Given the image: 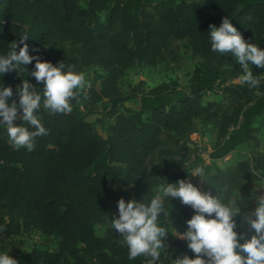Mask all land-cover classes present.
<instances>
[{"label":"trees","instance_id":"obj_1","mask_svg":"<svg viewBox=\"0 0 264 264\" xmlns=\"http://www.w3.org/2000/svg\"><path fill=\"white\" fill-rule=\"evenodd\" d=\"M226 15L246 40L264 47V0H0V53L26 31L30 52L38 49L41 59L64 61L78 72L103 70L71 100L70 113L41 109L49 131L36 138L33 151L14 149L0 130V240L15 245L14 238L39 234L59 241L54 252L11 251L19 264H147L145 256L128 258L113 228L103 236L96 228L107 225L121 197H150L164 178L192 179L187 171L196 166L205 168V180L196 184L213 194L229 186L250 198L257 183L264 187L263 152L226 168L217 164L242 145L260 148L254 123L264 118V69L250 65L261 80L250 89L233 57L211 51L209 25L219 26ZM176 41H188L200 60L186 88L177 81L122 85L138 66L158 65ZM34 64L0 82L14 91L23 79L36 84L28 75ZM209 92L221 101L204 102ZM138 100V109L125 107ZM99 114L113 120L106 137L101 120L87 121ZM207 128L216 134L210 165L191 138ZM165 207L169 215L160 223L169 235L157 264L193 255L176 232L186 230L193 209L178 198Z\"/></svg>","mask_w":264,"mask_h":264},{"label":"clouds","instance_id":"obj_2","mask_svg":"<svg viewBox=\"0 0 264 264\" xmlns=\"http://www.w3.org/2000/svg\"><path fill=\"white\" fill-rule=\"evenodd\" d=\"M207 33L211 51L233 57L242 69L240 82L250 89L257 88L261 80L250 65L264 69V47L246 40L227 15L219 26L210 24ZM29 38L28 32H22L6 53H0V76L9 72L20 75L25 66L28 68L35 61L28 75L36 81L33 84L30 79H23L15 91L11 85L5 86L4 80L0 82V130H6L8 143L14 149L31 152L36 147V138L48 135L49 131L42 123L41 109L52 114L70 113L71 100L87 86V81L75 65L41 59L38 49L30 52ZM17 119L20 124L15 123ZM187 172L191 177L205 180L203 166ZM177 198L193 209V215L186 220V230L176 229L177 237L187 241L193 255L178 256L172 264H264V193L254 190L251 199L255 207L245 212L240 188L225 186L216 188L213 194L204 191L190 177L175 182L164 178L150 197L140 200L121 197L117 201V214L110 218L111 228L120 234L130 260L145 256L147 264L160 261L169 235L160 217L169 215L166 201ZM241 223L248 231L239 230ZM0 264H19V261L9 251H0Z\"/></svg>","mask_w":264,"mask_h":264},{"label":"rangeland","instance_id":"obj_3","mask_svg":"<svg viewBox=\"0 0 264 264\" xmlns=\"http://www.w3.org/2000/svg\"><path fill=\"white\" fill-rule=\"evenodd\" d=\"M103 17V16H102ZM200 60L195 59L192 56L191 49L188 41H176L172 46V51L166 55V57L156 66H138L134 70L127 73L122 85L126 87L128 84H138L143 81L146 83L147 88H153L162 83H168L171 81H177L181 88H186L189 85L190 77L195 68L199 65ZM83 73L87 81V88L93 85L94 78L97 74H102L103 70L100 67L92 66L86 68ZM98 85V83H97ZM221 96L218 92H209L204 97V102L208 101H221ZM139 100L136 102H129L125 104V107L131 109H138ZM98 123V129L104 137L107 136V129L113 123L112 119L104 118V115H89L87 121ZM254 127L259 128V137L261 139L260 148H251L247 145L240 146L235 152L229 155L222 161L217 162L221 168H226L237 162L248 160L252 155L257 152L264 153V118H257L254 123ZM200 134L197 137H192V141L198 145L202 154L207 158V154L211 151V147L215 142L216 134L211 128L200 129ZM209 165V164H207ZM194 183L200 182L199 177H192ZM260 187V189H258ZM256 190L264 193V187L261 182L256 184ZM246 206H242L243 211H250L255 207V201L251 197L242 196ZM113 214H117V210L111 213L107 218L106 226H98L96 232L99 236H103L108 227H111V219ZM241 228V226H240ZM239 228V229H240ZM14 244L11 242H5L0 240V251H9V253L15 249H22L28 251L32 247H37L42 250H48L51 252L58 250L59 241L54 238H49L39 234H34L31 237H17L14 238Z\"/></svg>","mask_w":264,"mask_h":264},{"label":"built area","instance_id":"obj_4","mask_svg":"<svg viewBox=\"0 0 264 264\" xmlns=\"http://www.w3.org/2000/svg\"><path fill=\"white\" fill-rule=\"evenodd\" d=\"M193 136H194V137H197V136H199V134H198V133H195V134L192 135V137H193ZM192 137H191V138H192ZM193 141H194V140H193ZM200 150H201V149H200ZM209 152H210V151H209ZM209 152H208V154H207V158H205V156L202 154V156H203V158H204V160H205L206 165H207V164L210 165V163H211L210 158H209Z\"/></svg>","mask_w":264,"mask_h":264}]
</instances>
